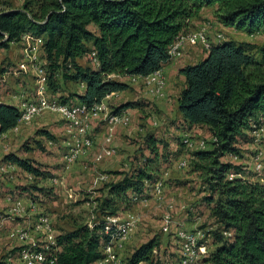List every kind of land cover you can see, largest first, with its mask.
<instances>
[{"label": "trees", "instance_id": "obj_1", "mask_svg": "<svg viewBox=\"0 0 264 264\" xmlns=\"http://www.w3.org/2000/svg\"><path fill=\"white\" fill-rule=\"evenodd\" d=\"M2 4L0 0V49H8L26 34L43 37L50 89L59 92L60 77L85 85L83 93L70 95L73 101H62L88 106L128 91L130 83L119 79L148 77L168 66L170 48L206 7L217 8V20L224 27L264 36V0H26L20 9H3ZM249 48L223 41L199 63L179 71L185 78L178 96L183 120L191 128L206 127L216 139L208 150L192 153L196 168L207 173L212 193L207 200L215 204L214 216L222 226L215 232L222 244L206 264H264V179L250 181L241 167L221 161L226 155L239 156V140L264 127V47L260 59ZM93 52L98 65H82L80 60ZM135 106L122 104L115 112ZM20 119L16 106L0 103V138ZM42 134L53 139L48 131ZM4 161L35 177L45 176L30 159L10 153ZM231 174L241 177L230 180ZM156 181L148 164L109 188L118 194L131 191L141 199ZM112 233H106L103 221L92 229L81 225L59 235L62 251L56 264H96L104 259L102 248ZM156 247L155 240L141 245L127 264H153Z\"/></svg>", "mask_w": 264, "mask_h": 264}, {"label": "rangeland", "instance_id": "obj_2", "mask_svg": "<svg viewBox=\"0 0 264 264\" xmlns=\"http://www.w3.org/2000/svg\"><path fill=\"white\" fill-rule=\"evenodd\" d=\"M3 2V9H20L26 0ZM216 11V7L204 8L199 16L190 22V25L193 24L188 33L199 31L210 24L209 36L213 44L217 43L216 35L222 34L223 41L232 40L249 45L251 54L260 59L264 36L224 27L218 22ZM90 29L95 30L93 26ZM26 48L27 42H18L8 49H0V65H6L4 71L8 73L3 88L11 87L9 79L17 80L21 89L26 86L33 87L31 94L35 96L37 85L43 79L37 76L30 65L24 64L26 60L23 55ZM208 52L202 45L193 47L188 44L183 49L182 56L172 60L167 70L164 67L168 79L164 99L149 95L142 85L132 83L131 79H119L130 83V89L110 98V106L114 109L127 103L138 106L127 110L131 125L117 130L113 143L117 155L112 159L96 160V154L102 150L105 142L103 124L94 128L91 134L94 146L90 153L80 157L73 165L65 162L69 150L68 125L60 116L46 114L35 119L32 125L22 127L20 133L13 135L9 140L10 153L22 159L32 160L45 176L35 177L10 162L0 163V222L4 231L26 230L31 234L29 242L40 245L46 243V235L43 232L46 225L50 226L51 232L57 237L66 235L81 225L92 229L95 224L105 221L108 217H117L121 223L127 219H136L137 227L130 233L123 248L113 252L124 264L128 263V259L141 245L152 240L157 243L153 264H178L175 236L177 229L203 230L209 239V255L212 254L222 244L220 237L215 234L222 230V226L214 216L215 204L207 200L212 196L210 186L206 182L207 173L201 168H196L192 152L182 144L184 136L190 134L197 141H206L210 148L212 135L206 127H189L178 107V93H181L185 86V79L179 74L180 69L199 63ZM41 58L47 72L45 85L48 96L64 101L70 99L71 94L83 89L82 84L65 82L60 77L61 82H57L62 83L63 87L58 93L52 91L48 80V60L44 53ZM22 63L26 66V75H20L18 78ZM80 63L86 67H95L90 56L82 58ZM9 74L12 76L9 77ZM43 131L51 133L53 139L43 136ZM237 148L240 151L239 156L226 155L221 161L241 167L246 179L263 182L264 171L260 175L255 173L254 159L257 153H262L264 167V128L249 134L247 139H240ZM184 159L188 160L190 165L180 170L178 163ZM148 164L154 180L163 181L164 197L161 200L154 195V184L146 191L145 197L134 202L132 198L135 195L131 191L125 194L110 192V183L116 185L125 176ZM102 175H108L110 182L96 184V180ZM18 201L22 202L24 212L13 214L11 204ZM112 212L116 215L107 216ZM39 226L42 230L37 231ZM4 243V249L0 251V261L6 258V252L12 247ZM105 246L102 251L107 257ZM209 255L199 264H206L205 259L209 258ZM96 264L115 262L108 260Z\"/></svg>", "mask_w": 264, "mask_h": 264}, {"label": "built area", "instance_id": "obj_3", "mask_svg": "<svg viewBox=\"0 0 264 264\" xmlns=\"http://www.w3.org/2000/svg\"><path fill=\"white\" fill-rule=\"evenodd\" d=\"M210 29L211 26L208 24L199 31L181 35L169 50L171 59L174 60L182 56L183 49L188 44L193 47L202 45L205 49L210 50L213 45L223 42V35L217 34V43L213 44L210 41ZM26 42V53L23 55L26 60L24 64L26 66L30 65L37 76L43 80L38 83L34 98L27 97L24 93H18L17 97H15V106L21 112V119L15 128L0 138V163L4 162L5 156L10 154V138L13 135L19 134L22 127L32 125L35 119L46 114L58 115L68 125L69 150L65 156V162L69 165H73L80 157L87 156L90 153L94 146V140L91 134L94 128L102 124L105 128V142L102 150L96 154V160L105 161L116 157L117 149L113 146V143L117 130L131 125L130 114L127 111L115 112V109L108 102L110 98L117 96L118 93L108 96L93 106H88L79 101L72 103L63 102L61 99L48 96L47 86L45 85L47 72L41 58L42 53H44L45 41L43 37L26 34L22 37L20 43ZM90 58L93 64L97 66L98 60L96 52L91 53ZM26 66L23 63L20 65L24 72H26V69H24ZM7 77L8 73L2 72L0 68V91ZM131 81L132 83L142 85L149 95L157 99H164L166 97L168 79L164 68L148 77H132ZM212 141L215 142L216 139L212 137ZM182 142L192 153L209 149L206 141H197L190 134H186ZM262 157V153H257L254 159V171L259 175L264 171ZM189 165L188 160L184 159L178 163V168L183 170L188 168ZM235 177H241V175L231 174L229 179L233 180ZM109 182L110 177L108 175H102L96 180V184ZM163 187L164 184L161 180H158L153 185L154 195L159 200L164 197ZM132 199L133 202L138 201L139 197L134 196ZM10 209L13 214H21L24 212L21 201L13 202ZM105 221L106 233H110L111 231L113 233L111 234L110 242L105 246L107 257L103 253L105 257L101 261L107 262L108 260H112L115 264H124L113 252L123 248L130 233L137 227V220L127 219L121 223L117 217H108ZM43 228V232L46 235V243L37 245L35 242H29L31 234L28 231L13 229L6 232L4 231L2 222H0V251L4 249V242H6V245H12V247L17 249L13 253L14 248L12 249L10 246L9 250L7 249L8 251L6 252L4 261L8 264H56L58 255L62 251V248L57 242L58 236L53 235L49 225ZM36 230H42V227L39 226ZM224 234L231 236V233L224 232ZM175 236L178 245V249L176 250L178 264H199L203 258L209 255V239L203 230L177 229ZM18 243L21 244L19 245Z\"/></svg>", "mask_w": 264, "mask_h": 264}, {"label": "crops", "instance_id": "obj_4", "mask_svg": "<svg viewBox=\"0 0 264 264\" xmlns=\"http://www.w3.org/2000/svg\"><path fill=\"white\" fill-rule=\"evenodd\" d=\"M193 23H191V25H192ZM91 27V26H90ZM95 28V27H94ZM91 30V29H90ZM207 56V54L201 59V60H203L205 57ZM169 67V65L167 66V67H165V70H167V68ZM0 68H1V70H2V72H4L5 73V68H6V65H0ZM25 74V72L24 71H22V70H19V73L17 74V77L19 78V76L20 75H24ZM26 75V74H25ZM12 75L11 74H9V77H11ZM7 79H8V77H7ZM185 79V78H184ZM19 80V79H18ZM11 81H13L14 83L12 84L11 83ZM10 81V79H9V82H10V86L11 87H9L8 89H4V88H2V90L0 91V103H4V104H8V105H13V106H15V97H17V95H18V93L20 92V93H24L25 94V96H27V97H31V98H34L35 96H33L32 94H31V90H32V88L33 87H30V86H26L24 89H21L22 87H21V85L20 84H18V81L16 80V81H14V80H11ZM18 88V89H17ZM10 89V90H9ZM25 89H27L26 91H25ZM84 89H85V85H83V89L82 90H80L78 93H83V91H84ZM5 90V91H4ZM14 90H17V91H14ZM180 93V92H179ZM179 93H178V95H179ZM62 119V118H61ZM63 120V119H62ZM103 143V142H102ZM102 143H99L100 145L102 144Z\"/></svg>", "mask_w": 264, "mask_h": 264}]
</instances>
